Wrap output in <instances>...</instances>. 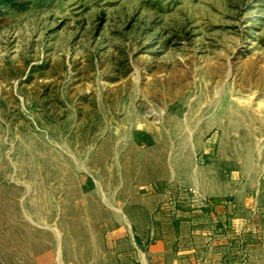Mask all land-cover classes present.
<instances>
[{"label":"rangeland","instance_id":"1","mask_svg":"<svg viewBox=\"0 0 264 264\" xmlns=\"http://www.w3.org/2000/svg\"><path fill=\"white\" fill-rule=\"evenodd\" d=\"M264 264V0L0 3V264Z\"/></svg>","mask_w":264,"mask_h":264},{"label":"trees","instance_id":"2","mask_svg":"<svg viewBox=\"0 0 264 264\" xmlns=\"http://www.w3.org/2000/svg\"><path fill=\"white\" fill-rule=\"evenodd\" d=\"M14 2V0H0V3L1 4H11V3H13Z\"/></svg>","mask_w":264,"mask_h":264},{"label":"crops","instance_id":"3","mask_svg":"<svg viewBox=\"0 0 264 264\" xmlns=\"http://www.w3.org/2000/svg\"><path fill=\"white\" fill-rule=\"evenodd\" d=\"M144 264H148V263H145V262H144Z\"/></svg>","mask_w":264,"mask_h":264}]
</instances>
